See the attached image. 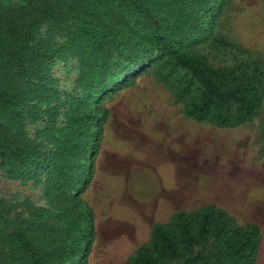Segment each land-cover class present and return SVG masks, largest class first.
<instances>
[{
    "label": "trees",
    "instance_id": "trees-1",
    "mask_svg": "<svg viewBox=\"0 0 264 264\" xmlns=\"http://www.w3.org/2000/svg\"><path fill=\"white\" fill-rule=\"evenodd\" d=\"M227 2L0 0V170L17 178L42 169L47 202L30 204L26 216L14 219L0 200V264H87L95 215L81 195L109 114L101 99L139 75L152 69L183 115L199 123L235 127L258 114L261 62L214 65L200 51L206 45L235 47L213 31ZM44 22L51 34L66 30V39L37 36ZM63 53L77 58L83 95L56 103L54 80L40 75ZM45 102H55L47 109L50 124L40 131L49 151L25 129ZM66 102L57 125L54 116ZM260 246L257 224H239L223 208L206 204L154 223L149 240L122 264H255Z\"/></svg>",
    "mask_w": 264,
    "mask_h": 264
},
{
    "label": "rangeland",
    "instance_id": "rangeland-1",
    "mask_svg": "<svg viewBox=\"0 0 264 264\" xmlns=\"http://www.w3.org/2000/svg\"><path fill=\"white\" fill-rule=\"evenodd\" d=\"M213 31L217 37L225 38L235 47H202L200 51L208 56L212 64L223 65L257 59L264 69V0H228ZM49 35L59 43L67 37L66 30L51 34L50 22H44L40 25L37 36L45 38ZM43 75L54 80V86L59 93L56 103L63 102L68 96L83 95L76 83V57L67 53L58 54L50 69L40 77ZM261 85L264 89V79ZM127 102H131L135 111L144 117L159 115L161 118L170 119L182 113L181 105L174 100L170 88L156 77L152 69L139 75L131 86L101 99V107L107 110L110 108V117L113 119L116 114L112 109L115 108L118 112ZM54 103H41L44 111L35 121H29L25 126L28 136L40 142L43 151H49L50 144L40 135V131L50 124L51 118L47 109ZM67 104L66 102L57 109L54 116L57 125L64 120L63 112ZM263 126L264 99L258 114L238 126L223 128L198 122L193 127V135L199 137L200 147V151L194 153L199 158H193V171L196 172L195 167H198L197 172L207 179L209 187L217 183V186H224L218 196L231 208L234 213L232 216L239 224H244L255 215L243 210L240 207L242 201L238 198L243 199L244 195L246 198L248 194L254 193L255 201L264 203ZM42 173L43 170L39 169L29 176L12 178L0 170V200L10 205L11 218L26 216L30 204L47 206ZM88 202L95 215V236L87 264L125 263L133 256L135 249L146 241H132L119 210L113 212L108 209L103 194L96 197L91 193V198L88 194ZM135 236L137 237V233ZM169 264L180 263L174 261ZM255 264H264V234Z\"/></svg>",
    "mask_w": 264,
    "mask_h": 264
},
{
    "label": "crops",
    "instance_id": "crops-1",
    "mask_svg": "<svg viewBox=\"0 0 264 264\" xmlns=\"http://www.w3.org/2000/svg\"><path fill=\"white\" fill-rule=\"evenodd\" d=\"M108 110L91 180L81 196L90 205L88 194L90 198L91 193L96 197L103 194L108 209L119 210L132 241L147 242L153 224L169 221L179 210L214 204L234 215L218 196L224 186L209 187L198 167L193 171V160L199 158L194 153L200 151L199 137L193 135L198 122L183 113L170 119L144 117L131 102L118 112L112 109L116 118L112 112L111 119ZM238 199L243 210L255 215L245 223L260 227L262 246L264 203L255 201L254 193Z\"/></svg>",
    "mask_w": 264,
    "mask_h": 264
}]
</instances>
